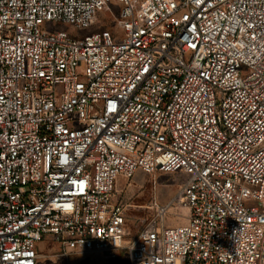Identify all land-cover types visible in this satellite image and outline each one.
<instances>
[{
	"label": "built area",
	"instance_id": "obj_1",
	"mask_svg": "<svg viewBox=\"0 0 264 264\" xmlns=\"http://www.w3.org/2000/svg\"><path fill=\"white\" fill-rule=\"evenodd\" d=\"M139 171L187 176L186 224L154 201L128 230L116 186ZM44 242L264 264V0H0V264Z\"/></svg>",
	"mask_w": 264,
	"mask_h": 264
},
{
	"label": "rangeland",
	"instance_id": "obj_2",
	"mask_svg": "<svg viewBox=\"0 0 264 264\" xmlns=\"http://www.w3.org/2000/svg\"><path fill=\"white\" fill-rule=\"evenodd\" d=\"M115 8L117 2L112 3ZM116 13V12H115ZM112 15L104 13V20H110ZM102 20V23L105 22ZM63 30H70L68 26H62ZM90 30H85L87 33ZM187 176L181 172L155 173L137 172L132 178H119L116 186L117 198L126 207L127 228L133 235H137L142 225L150 218L148 208L157 201L168 206L164 218L167 227L182 226L187 223L189 209L180 202L182 184ZM38 264H106L98 255L73 256L67 262L59 256L58 245L52 242H44L39 245ZM116 264H126L125 261Z\"/></svg>",
	"mask_w": 264,
	"mask_h": 264
}]
</instances>
